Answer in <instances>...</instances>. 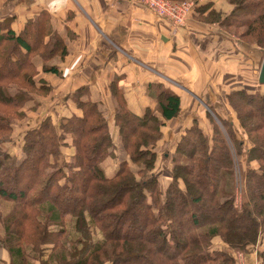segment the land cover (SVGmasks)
Instances as JSON below:
<instances>
[{"label":"trees","instance_id":"1","mask_svg":"<svg viewBox=\"0 0 264 264\" xmlns=\"http://www.w3.org/2000/svg\"><path fill=\"white\" fill-rule=\"evenodd\" d=\"M228 1L234 10L225 17L224 27L244 28L241 38L264 49V0ZM12 20L0 21V106L14 111L34 94L48 96L51 86L36 78L41 73L61 76L50 63L64 59L69 51L46 12L27 21L21 33L12 28ZM15 81L34 92L11 95L9 87ZM150 88L162 119L150 109L139 117L118 99L114 124L127 158L118 161L111 176L104 163L117 160V144L88 87L71 96L82 115L62 118L59 124L44 118L24 135L20 157L13 158L8 149L12 120L0 118V201L22 209L10 222L19 224L17 238L12 228L0 238L11 264H238L227 250L213 247L215 240L243 253L261 235L264 238V91L242 89L228 95L247 131V143L212 107L223 129L209 114L215 132L211 140L197 121L186 129L175 145L173 177L164 192L153 173L156 147L163 128L180 115L182 105L180 96L163 84ZM253 162L259 169L251 168ZM132 165L145 168L134 172ZM238 175H244L246 188L242 205L234 193ZM9 185L21 189L9 192L5 187ZM205 205L221 216L199 218ZM137 210L144 216L139 238L130 236L135 221L129 217ZM121 226L125 236L116 235L114 229ZM29 248L32 252L38 248L34 262ZM259 258L264 264V250Z\"/></svg>","mask_w":264,"mask_h":264},{"label":"crops","instance_id":"2","mask_svg":"<svg viewBox=\"0 0 264 264\" xmlns=\"http://www.w3.org/2000/svg\"><path fill=\"white\" fill-rule=\"evenodd\" d=\"M194 1L197 11L183 27L173 26L136 0H0V21L12 18V28L21 33L27 21L36 20L42 12L49 14L52 28L63 37L69 54L53 62L61 76L43 74L59 94L51 99L54 103L43 106L44 115L48 113L53 120L55 115L60 119L80 115L71 96L88 87L89 97L109 121L118 147L121 139L114 116L119 98L139 117L150 109L162 119L150 87L161 83L178 94L181 111L193 113L183 118L181 112L163 128L159 150L168 159L171 146L195 121L204 133H213L205 116L208 112L199 111L202 100L231 122L238 138L244 140L246 135L227 103L228 95L242 89L264 91L258 74L262 50L238 40L223 25L233 5L228 0ZM122 153L124 160L127 157ZM170 181L169 177L166 182Z\"/></svg>","mask_w":264,"mask_h":264},{"label":"rangeland","instance_id":"3","mask_svg":"<svg viewBox=\"0 0 264 264\" xmlns=\"http://www.w3.org/2000/svg\"><path fill=\"white\" fill-rule=\"evenodd\" d=\"M171 1L175 2V3H182V1H187V0H182V1L171 0ZM188 1H190V0H188ZM191 1H193L196 4V2L194 0H191ZM233 10H234V6H233ZM193 14H194V11H193V13L191 15H193ZM187 20H188V18H187ZM173 26H175V25H173ZM183 26H175V27H183ZM229 31L232 33L231 35L236 36L238 40H243L241 38V36L244 35V32H245L244 28H241L240 30L238 29V30H235V31L234 30H229ZM254 40H257V39H254ZM243 41L248 43V44H250V45H253L254 50L255 49H261L258 45H256L255 41L253 43V40H251L250 38H245V40H243ZM261 50L263 52L262 53V58H263V62H264V49H261ZM53 62L54 61H52L50 63V65H53ZM261 65H263V63ZM260 68H262V66ZM260 71H261V69L259 70V73H260ZM43 74L44 73H41L36 78V81H39V80L42 79V80H45L51 86V92L48 94V96L34 94L33 99L28 100L27 103L25 102V104L23 106L24 108L22 107L21 109L14 110V111L9 110L8 108L0 106V118L7 117V118L12 120V122L10 124H12V126H13V131L8 136V138L10 139V141H9L10 142V146H9L8 149H9V153H11V156L13 158L21 156L20 152H21V146H22V144L24 142V135L27 132H29V130H31L32 128H34V127H36L38 125H41V123L43 122L44 118H46L48 116V113L44 115V111H43L44 109L43 108H45V107H43V106H47L48 103H50V104L54 103L56 100H52L51 101V99L52 98H56V97L59 96V94L57 93V87L55 89L53 84H52V82H49L47 79H45ZM259 76H260V74H259ZM24 85L25 84L22 83L21 81H15L13 86L9 87L10 88V94L11 95H15L18 91H20L22 97H25L26 95H28L29 92L30 93L34 92V89H32L30 87L25 88ZM27 99H28V96H27ZM19 100H20V98H19ZM227 103H229L230 111H232V114H233L232 117H235V120H237V124L239 125L240 130L243 131V134L246 135L247 131H245V129L241 128L240 122H239V119H238L239 117L237 116V112L235 111V109L232 107L231 103L228 100H227ZM201 104L203 105V108L199 109V111L202 110V113H205V111H206V113L208 112L207 115L205 114V116L207 118H208L209 114H210V116L212 118H215V114H213V110L211 109L210 104L208 105L204 100H202ZM73 105L76 108L75 103ZM203 109L205 111H203ZM192 111L184 110V111H181L182 114L181 113L180 114H181V116L183 115V118H184L185 115H188V116L190 115V114H188V112H192ZM81 115H82V113H80V116ZM195 115H197V114H195ZM20 116H21V118H18ZM54 117L56 118L55 120H53L52 117H50V118H52L51 120L55 124H57L62 119V118L60 119L58 116L56 117V115ZM210 118H208V119H209L210 124L212 126ZM37 119H38V121H37ZM203 120H205V118H203ZM215 120H216L215 123H217L220 126V128L223 129L219 118L217 119V117H216ZM202 124L204 125V123H202ZM198 125H199V123H198ZM199 127H200V125H199ZM212 132L213 133L210 136L208 135L209 140H211L212 137L215 134L213 126H212ZM163 137H164V135H163ZM244 138H245L244 141L247 143L248 142L247 135L244 136ZM162 142L163 141L160 140L158 142V144H157V147H156L157 148L156 149V153L158 155V158L156 159L155 169H154L153 173L160 180V183H161L160 190L166 192V189L168 188V185L171 183L172 177H173L172 174H171V171L173 169L174 163L172 161H173V157L175 156V149H176L175 145H176L177 142L175 141L174 144L171 146V148H172V156L170 155V157L168 159H166L164 154H162V150H159L160 147H161V143ZM246 145H248V144H246ZM248 146H250V145H248ZM115 147H116V150H117L118 160H112L111 162L104 163L107 175H109V176L113 175V173L116 172V169L118 168V161H121L122 156L124 155L122 153V151H121L123 149H121L120 146H119L120 148L117 145ZM164 149H166V148H164ZM63 151H65V149H63ZM69 151H70L69 152L70 156H73L75 151L73 149H71ZM251 166H252L251 168H253L255 170L259 169V163H257V162H253V164H251ZM132 168H133L134 172H138L139 170L143 171V169L145 168V165L144 166H142V165H132ZM168 173H169V177L171 178V181L169 183L166 182L169 179ZM235 174H237V172H235ZM244 175L243 176L242 175L236 176L237 185L235 187V192L234 193H235L236 203H238L239 205H242L244 203L245 199H246V197H245L246 188H245V182L243 180ZM138 180L141 181L140 177L138 178ZM27 181L21 183L20 187H23L25 184H27ZM28 183H29V181H28ZM5 187H6V189L9 192H11V191L17 192V191H19L21 189V188L18 187V185H17V187H16V185H9V186H5ZM163 199H164V197H163ZM19 206L20 205L16 206V204L9 203V202H6L4 200L0 201V238H4L6 236L7 230H9L8 228H12L11 229L12 230L11 234H13L17 238V236L15 234H16V232H18L17 227L19 226V224L13 226L10 222H11V220L14 217L18 218L20 213L22 212V209ZM205 206H207V205H205ZM18 213H19V215H18ZM220 216H221V214L219 212H217V213L214 212V208H212L211 206H207L206 208H204L202 210L199 218L203 219V218L206 217L207 219L214 220V219H217V217H220ZM129 218H130L131 221H135V224H134V226L132 228V231L130 232V236L131 237H135V238H139L140 235L142 234V227H143L142 226L143 225V220L142 219L144 218V216L142 214V211L141 210H137ZM136 220H137V222H136ZM67 222H69V220H67ZM10 225H12V226H10ZM122 228H123V226H121L120 228H117V229L115 228L114 229V230H116L115 231L116 235H118V234H121V236H123V235L125 236L126 235L125 233H123ZM262 237H263V235H261L259 237L258 241L253 246H250L247 249V251L243 252V253L242 252H237L236 253V252H232V251L228 250V248L226 246H224L225 244H223L219 239L215 240L213 247L215 249L219 248V249L227 250V252L229 254H231L233 257H235V259L237 260L238 264H262V260L259 258V254L264 250V238H262ZM30 248L27 250L28 256L31 257V258H29L30 262H34L35 259L33 260V258L36 257V256H34V254H39L38 248L35 249L33 252L30 250ZM163 252L167 253V251H165V249H163ZM11 262H12V258H11V254L8 252V250L3 248V247L0 248V263L1 264H3V263L4 264H11ZM34 264H40V262L36 261V262H34ZM106 264H108V263H106Z\"/></svg>","mask_w":264,"mask_h":264},{"label":"built area","instance_id":"4","mask_svg":"<svg viewBox=\"0 0 264 264\" xmlns=\"http://www.w3.org/2000/svg\"><path fill=\"white\" fill-rule=\"evenodd\" d=\"M123 1V0H116ZM146 6L152 13L170 21L175 26H183L187 18L195 11L196 5L193 1H182L175 3L171 0H136Z\"/></svg>","mask_w":264,"mask_h":264},{"label":"water","instance_id":"5","mask_svg":"<svg viewBox=\"0 0 264 264\" xmlns=\"http://www.w3.org/2000/svg\"><path fill=\"white\" fill-rule=\"evenodd\" d=\"M260 76H259V82L260 84L264 85V62L260 71ZM200 100V99H199ZM205 104V103H204ZM206 106V105H205ZM207 107V106H206Z\"/></svg>","mask_w":264,"mask_h":264}]
</instances>
